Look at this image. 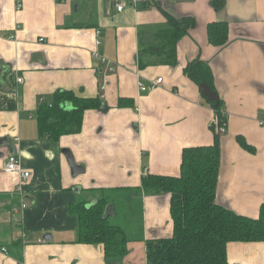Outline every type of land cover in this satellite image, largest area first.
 Instances as JSON below:
<instances>
[{"label": "crops", "instance_id": "1", "mask_svg": "<svg viewBox=\"0 0 264 264\" xmlns=\"http://www.w3.org/2000/svg\"><path fill=\"white\" fill-rule=\"evenodd\" d=\"M16 1L0 0V139L9 138L31 178L21 183L3 172L12 154L0 145V264H109L102 245L78 242L71 211L102 191L128 203L125 210L139 201L141 221L134 230L124 227L130 239L120 264L147 263V242L172 237L173 221L170 196L145 194L143 178L178 176L183 150L212 146L218 134L214 109L185 72L197 60L214 73L228 127L219 134L216 203L258 218L264 203V0H220V10L215 0H155L150 8L123 12L114 0H22L19 10ZM167 15L197 22L178 43L175 65L153 49ZM219 22L228 24L229 40L217 47L207 28ZM140 79L163 82L141 92ZM59 91L98 97L104 109L87 111L80 133L56 142L39 137L36 111ZM238 136L255 151L243 149ZM64 150L83 173L73 176ZM227 257L231 264H264V242L229 243Z\"/></svg>", "mask_w": 264, "mask_h": 264}, {"label": "trees", "instance_id": "2", "mask_svg": "<svg viewBox=\"0 0 264 264\" xmlns=\"http://www.w3.org/2000/svg\"><path fill=\"white\" fill-rule=\"evenodd\" d=\"M223 5V1H214L216 10ZM167 19V27L158 32L159 44L153 49L162 56L163 63L175 65L178 43L196 27L197 22L189 16L176 19L167 15ZM207 32L210 44L220 47L228 43L227 23H212ZM185 72L199 88L201 84H207L216 91L214 73L208 64L200 60L191 62ZM0 90H4L2 78ZM204 99L214 109L219 126L225 124L222 114L224 102L220 99L216 106ZM103 109L98 97H79L72 91L56 92L36 111L39 137L57 142L63 136L78 134L82 130L85 113ZM212 129L215 131V127ZM237 141L243 149L255 151L242 136H238ZM221 160V138L215 131L212 146L183 150L178 176L148 174L143 178L141 189L145 194L170 196L173 221L172 237L147 242L146 264H231L227 257L229 243L264 242V203L258 218L236 214L216 203ZM112 194L102 191L95 201L78 200L71 211L78 220V242L102 245L108 263L120 264L127 255L130 238L122 225H113L110 218L103 217L108 205L115 206Z\"/></svg>", "mask_w": 264, "mask_h": 264}, {"label": "built area", "instance_id": "3", "mask_svg": "<svg viewBox=\"0 0 264 264\" xmlns=\"http://www.w3.org/2000/svg\"><path fill=\"white\" fill-rule=\"evenodd\" d=\"M61 2L66 1V0H60ZM171 1H175V0H171ZM155 0H114V6L117 10V12H123L127 7H132V6H136V5H142L145 6L147 8L152 7V5H154ZM16 6L17 9L19 10L22 6V0H17L16 1ZM43 41V40H40ZM98 44L100 43L99 41L97 42ZM93 57L95 58H100L102 60V62L109 64L110 65V70L114 71L115 68L113 66V63L111 61H109L107 58H105L103 55H101L99 52H94L92 54ZM163 82V79H158L154 82L151 83H146L143 80H139L138 81V87L140 89L141 92H148V91H152L154 89H156L158 86H160ZM218 119V118H217ZM219 122H217V132L220 135H225L227 134L228 131V127H227V123L219 126L218 124ZM3 172L6 174H16L20 177L21 183L29 180L31 178V172L28 170H25L21 163L19 158L16 155H10L8 157V159L6 160L4 166H3ZM21 209H26L27 208V203H22ZM15 212L18 211V209L14 210ZM3 252H7V250L4 248L2 249Z\"/></svg>", "mask_w": 264, "mask_h": 264}, {"label": "water", "instance_id": "4", "mask_svg": "<svg viewBox=\"0 0 264 264\" xmlns=\"http://www.w3.org/2000/svg\"><path fill=\"white\" fill-rule=\"evenodd\" d=\"M201 93L202 95L208 99L211 102H214L216 106H218L220 98L216 91H213L211 87L207 84H201L200 85ZM0 145L4 148H7L11 154H15L16 150L14 148V145L10 142L8 137L0 139ZM64 154L67 156L68 161L70 163V166L72 168V174L73 176H78L80 173L84 172V169L77 166L74 157L72 153L69 150H64ZM116 216V210L113 204H110L107 206L105 213H104V219L111 218ZM50 240V236H47Z\"/></svg>", "mask_w": 264, "mask_h": 264}, {"label": "rangeland", "instance_id": "5", "mask_svg": "<svg viewBox=\"0 0 264 264\" xmlns=\"http://www.w3.org/2000/svg\"><path fill=\"white\" fill-rule=\"evenodd\" d=\"M112 196L116 206L117 216L111 217L109 220L110 223L113 225H122V227H127L130 230H134L139 220L141 221V206L139 201L131 204L129 210H125L128 203H122L123 200H120L118 195L115 193H113ZM89 200L90 198H87L85 201Z\"/></svg>", "mask_w": 264, "mask_h": 264}]
</instances>
